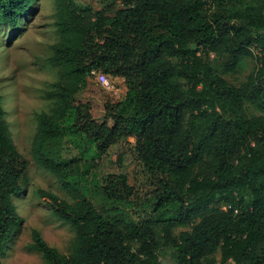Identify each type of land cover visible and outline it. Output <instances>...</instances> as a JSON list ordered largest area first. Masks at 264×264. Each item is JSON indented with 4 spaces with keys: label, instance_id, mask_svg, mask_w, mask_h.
Instances as JSON below:
<instances>
[{
    "label": "trees",
    "instance_id": "obj_1",
    "mask_svg": "<svg viewBox=\"0 0 264 264\" xmlns=\"http://www.w3.org/2000/svg\"><path fill=\"white\" fill-rule=\"evenodd\" d=\"M34 2L0 0V24L18 29ZM113 2L111 17L55 0L60 79L32 155L74 201L39 192L75 241L62 254L34 230L32 247L45 264H160L164 246L177 264H216L217 253L219 264H264V0ZM246 59L254 70L230 83ZM94 70L127 88L101 123L76 102ZM113 154L119 168L129 154L134 171L99 173ZM28 169L0 97V264L22 225L14 201Z\"/></svg>",
    "mask_w": 264,
    "mask_h": 264
},
{
    "label": "rangeland",
    "instance_id": "obj_2",
    "mask_svg": "<svg viewBox=\"0 0 264 264\" xmlns=\"http://www.w3.org/2000/svg\"><path fill=\"white\" fill-rule=\"evenodd\" d=\"M74 1L80 9L105 10L111 17L119 9V5L114 4L113 0ZM55 22V0H35L32 8L21 19L18 29L13 30L7 24H0V97L11 139L29 165L27 180L22 184L24 193L14 201L22 218V225L6 251L4 264H45L41 253L32 247L34 230L62 254H68L75 241L72 226L54 216L39 192H51L71 204L74 201L54 176L35 164L32 155L38 126L37 115L52 111L54 102L47 99L46 94L60 79L59 68L50 62L52 48L59 42ZM255 65L253 59H246L237 73L225 78L238 86L245 82ZM126 92L125 81L121 78L111 77L107 86L89 79L86 87L76 97V102L88 104L93 118L101 123L106 121V105L124 100ZM107 122L112 125V121ZM127 147L123 144L115 155L125 154ZM115 155L113 154L112 160L107 161L108 164L99 168V173L105 170L114 173L134 171V161L129 154L125 155L124 166L121 168L116 163ZM136 183L137 179H134L133 184ZM184 230L178 229L175 234ZM220 258V253H217L216 264H219ZM159 260L160 264H177L175 251L166 246L159 252Z\"/></svg>",
    "mask_w": 264,
    "mask_h": 264
},
{
    "label": "built area",
    "instance_id": "obj_3",
    "mask_svg": "<svg viewBox=\"0 0 264 264\" xmlns=\"http://www.w3.org/2000/svg\"><path fill=\"white\" fill-rule=\"evenodd\" d=\"M256 54L260 55L258 50H256ZM89 79L95 80L99 82L100 84H102L103 86H107L110 84L111 77L105 73L94 70L91 72Z\"/></svg>",
    "mask_w": 264,
    "mask_h": 264
}]
</instances>
